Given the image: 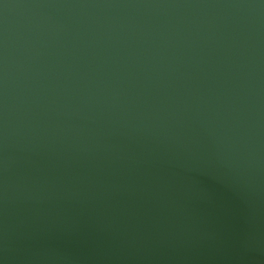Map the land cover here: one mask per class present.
I'll return each mask as SVG.
<instances>
[{"label": "water", "instance_id": "obj_1", "mask_svg": "<svg viewBox=\"0 0 264 264\" xmlns=\"http://www.w3.org/2000/svg\"><path fill=\"white\" fill-rule=\"evenodd\" d=\"M0 264H264V0H0Z\"/></svg>", "mask_w": 264, "mask_h": 264}]
</instances>
